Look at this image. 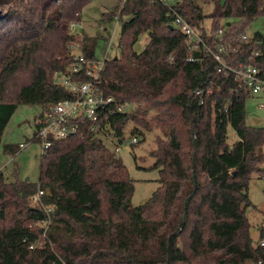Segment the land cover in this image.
<instances>
[{"label":"trees","instance_id":"trees-1","mask_svg":"<svg viewBox=\"0 0 264 264\" xmlns=\"http://www.w3.org/2000/svg\"><path fill=\"white\" fill-rule=\"evenodd\" d=\"M116 1L100 16L120 26L119 56L105 61L100 90L135 110L109 114L102 136L54 141L40 158L36 183L13 171L9 181L0 171V264H264V247L252 244L245 215L249 180L264 165V126L245 124L247 95L215 73L211 60L185 61V38L169 28L163 0ZM91 2L0 0V146L18 105L44 108L71 98L55 76L72 64L76 44L86 59L96 58L103 37L68 30L81 23ZM172 2L201 32L205 19L211 33L223 25L224 38L233 43L264 16V0ZM203 5L211 11L204 13ZM142 34L149 41L137 53L133 47ZM241 47L234 66L264 63V36L255 33ZM252 52L261 56L251 59ZM197 88L211 90L202 104ZM129 124L159 133L150 153L159 188L136 207L134 185L115 152ZM228 127L238 138L232 146ZM13 148L4 146L16 154ZM38 188L45 192L42 204L51 208L46 227L40 224L48 216L29 204Z\"/></svg>","mask_w":264,"mask_h":264},{"label":"built area","instance_id":"built-area-1","mask_svg":"<svg viewBox=\"0 0 264 264\" xmlns=\"http://www.w3.org/2000/svg\"><path fill=\"white\" fill-rule=\"evenodd\" d=\"M125 0H119L122 5ZM163 4L169 8L171 20L168 26L183 35L187 45L188 63H196L202 59H209L216 64L215 73L222 74L225 79H231L237 90L249 96L264 97V63L257 67L253 64L243 65L241 63L234 66L232 64L235 56L242 51V45L246 43L251 36L241 34L235 43L224 38V27L220 26L214 33L211 29L203 27V31L193 27L183 16L176 13L173 9L172 0H163ZM79 24H70L69 31ZM110 42L106 44V49L110 47ZM79 48L78 44L76 47ZM251 59L260 57V52H252ZM73 62L65 72L55 76V83L64 87L71 95V98L55 104H48L43 108L37 128L32 141H36L40 145L41 157L50 148L54 141H62L78 135L90 134L92 137L102 136L105 130L104 124L109 114L116 113L125 114L132 113L135 105L130 103L117 102L112 97H106L100 90L101 73L105 66V61L86 59L80 52L73 53ZM78 76L86 77L85 81L77 80ZM209 76V75H208ZM205 91L197 88L194 92L199 99L200 104L203 103ZM109 107L108 114L104 109ZM264 108V103L260 104ZM137 138L133 137L130 144H136ZM124 143V142H122ZM23 144H19L18 150L24 148ZM120 151V145L116 146L115 152ZM10 155V153H7ZM45 192L41 189L30 197V207L44 212L47 216L51 212V208L42 204L41 199ZM49 224V216L47 220L40 224L46 227ZM46 229V228H45ZM259 232L263 235L258 238L257 246L264 247V223L261 224ZM44 235V234H43ZM32 247H30L31 249ZM260 261H248L246 264H260Z\"/></svg>","mask_w":264,"mask_h":264},{"label":"rangeland","instance_id":"rangeland-1","mask_svg":"<svg viewBox=\"0 0 264 264\" xmlns=\"http://www.w3.org/2000/svg\"><path fill=\"white\" fill-rule=\"evenodd\" d=\"M116 5V0H92L81 12L80 25L70 31L72 34L78 35V37L82 34L103 37L101 39L99 38L95 49V57L98 60L106 57L111 59L119 56V22L117 19L112 23L100 21L101 14L112 11ZM202 8L204 13H208L211 11L212 6L203 5ZM202 24L208 30L211 25V20L205 19ZM245 32L248 36H253L255 33L264 36V16L252 21L246 27ZM148 41L149 36L142 34L133 47V50L137 53L141 52ZM109 42L111 45L106 49V44ZM75 49L73 52L77 54L78 51ZM263 103L264 97L260 95L246 97L245 124L247 126H264V108L260 107V104ZM42 112H44L43 108L38 105H18L6 125L1 138L0 171L4 173L9 181L12 180L10 175L13 172L17 173L20 179H28L32 183H36L38 180L41 158L40 145L38 142L32 140ZM152 115L153 113H149L147 119ZM133 127V124H129L126 127L122 138V142L124 143L120 144V151L117 156L126 167L129 178L134 185L131 205L136 207L144 204L153 192L159 188V172L155 159L150 155L155 147V136H158L159 133L155 127L150 133H146L140 127L136 126L134 127L135 131ZM133 137H136L138 142L130 146ZM227 137L229 146H232L238 140L236 133L231 127H228ZM103 139L105 142L109 140L107 137ZM19 144H23L25 147L18 150ZM5 145L15 146L13 149H16V154H13L11 150H4ZM7 153H10V155ZM258 171L254 175L255 177L251 178L248 183L247 192L251 207L245 211L249 223L250 238L254 246L258 242L259 228L264 223V165L260 166Z\"/></svg>","mask_w":264,"mask_h":264},{"label":"water","instance_id":"water-1","mask_svg":"<svg viewBox=\"0 0 264 264\" xmlns=\"http://www.w3.org/2000/svg\"><path fill=\"white\" fill-rule=\"evenodd\" d=\"M227 25H229V23H227ZM169 28H171L172 29V27L171 26H169ZM28 179H26V181H27Z\"/></svg>","mask_w":264,"mask_h":264},{"label":"crops","instance_id":"crops-1","mask_svg":"<svg viewBox=\"0 0 264 264\" xmlns=\"http://www.w3.org/2000/svg\"><path fill=\"white\" fill-rule=\"evenodd\" d=\"M205 29H206V28H205ZM146 45H147V44H146ZM146 45H145V46H146ZM260 235H261V234H260V232H259V236H258V238L260 237Z\"/></svg>","mask_w":264,"mask_h":264}]
</instances>
